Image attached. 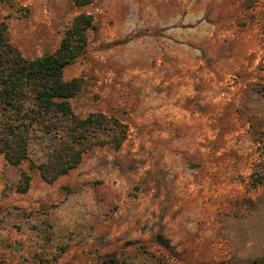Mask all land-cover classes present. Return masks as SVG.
I'll list each match as a JSON object with an SVG mask.
<instances>
[{
  "label": "rangeland",
  "instance_id": "374dc122",
  "mask_svg": "<svg viewBox=\"0 0 264 264\" xmlns=\"http://www.w3.org/2000/svg\"><path fill=\"white\" fill-rule=\"evenodd\" d=\"M80 12L96 27L63 70L83 80L72 109L127 135L51 184L0 155V264H264V0H0L27 58Z\"/></svg>",
  "mask_w": 264,
  "mask_h": 264
},
{
  "label": "trees",
  "instance_id": "16d2710c",
  "mask_svg": "<svg viewBox=\"0 0 264 264\" xmlns=\"http://www.w3.org/2000/svg\"><path fill=\"white\" fill-rule=\"evenodd\" d=\"M91 0H74L78 6ZM96 27L90 13L73 16L53 51L27 58L6 35V24L0 21V155L11 165L28 161V168L51 184L67 174L95 146L120 148L127 135V126L102 112L77 115L70 98L81 89L79 76L63 78L64 68L85 50L87 30ZM49 139L45 160L34 162L29 157L34 139ZM263 176H252L253 187ZM31 174L21 171L16 190L30 188ZM114 264L119 262L110 258ZM262 262V261H261ZM260 262V263H261Z\"/></svg>",
  "mask_w": 264,
  "mask_h": 264
}]
</instances>
